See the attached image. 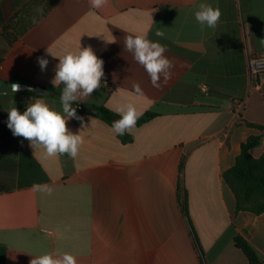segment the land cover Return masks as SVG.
Returning a JSON list of instances; mask_svg holds the SVG:
<instances>
[{
	"label": "crops",
	"instance_id": "obj_1",
	"mask_svg": "<svg viewBox=\"0 0 264 264\" xmlns=\"http://www.w3.org/2000/svg\"><path fill=\"white\" fill-rule=\"evenodd\" d=\"M200 3L221 10L214 29L196 21ZM144 33L166 46L174 65L159 89L124 49L126 35ZM79 46L104 61L108 86L72 106L84 102L118 116L117 107L133 103L145 122L124 144L111 124L84 111L86 127L67 122L84 137L78 156L46 157L13 136L8 110L23 113L39 98L62 113L60 96L0 92V245L8 248L7 264L49 253L71 254L77 264H249L237 236L264 263V214L237 213L224 179L242 144L262 135L243 118L250 96L264 94V79L252 88L249 74L250 54L264 56V0H108L100 9L89 0H0V81L63 88L51 83L59 61L46 49L59 56ZM41 56L49 61L45 71ZM33 184L49 185L52 194L33 192ZM185 193L203 254L182 209Z\"/></svg>",
	"mask_w": 264,
	"mask_h": 264
},
{
	"label": "clouds",
	"instance_id": "obj_2",
	"mask_svg": "<svg viewBox=\"0 0 264 264\" xmlns=\"http://www.w3.org/2000/svg\"><path fill=\"white\" fill-rule=\"evenodd\" d=\"M108 3V0H89L91 8L100 9ZM42 12V9H37ZM196 21L201 29H214L220 21L221 10L207 3H200L198 10L194 13ZM31 22L38 24L35 16ZM155 35L163 37V31L157 30ZM109 42V41H107ZM111 41L109 43H113ZM125 51L133 55L134 60L141 65L148 76L153 87L161 88L162 81L166 84L172 78V61L165 55L167 48L159 42H154L147 38V33L126 35L124 37ZM46 55H51L58 59L55 66V75L51 80L53 87L63 85L60 93V103L62 113L51 109L42 99H35L28 102L25 110L21 113L17 107L8 110L7 127L14 137H23L29 141V146L34 150L43 149L46 157H56L68 155L75 159L80 147L84 144V137L69 130L67 122L76 119L84 125L83 117L77 115V109L73 107L76 101H83L91 96L101 87L104 79V61L99 58L91 46L81 47L76 51L65 50L59 56H54L50 50L46 49ZM48 60L44 57H37V63L41 71H45ZM18 84L12 85V91L19 90ZM134 94L143 97L144 92L139 83L133 84ZM116 114L120 119L113 121L111 130L123 136L126 132L131 133L136 127L138 119L143 115L133 103H127L116 108ZM91 119L94 124L95 119ZM33 192L51 195L53 189L47 184H33ZM29 264H77V259L71 254L63 253L43 254L35 256Z\"/></svg>",
	"mask_w": 264,
	"mask_h": 264
},
{
	"label": "trees",
	"instance_id": "obj_3",
	"mask_svg": "<svg viewBox=\"0 0 264 264\" xmlns=\"http://www.w3.org/2000/svg\"><path fill=\"white\" fill-rule=\"evenodd\" d=\"M13 81L35 85L31 81L22 78H15ZM53 90L56 92L57 96H60L62 88ZM23 93L34 95L27 92ZM244 99V96L241 97V101ZM74 104L75 103H73V105ZM76 109L77 115L81 116L84 113L83 110ZM95 115L111 125L113 123V117L116 116L106 107H96ZM118 118L120 119V117ZM243 120L247 126L260 130L262 135L251 136L242 144L241 153L237 157L234 167L224 173V179L236 196L237 213L252 212L260 216L264 214V94L254 93L250 96V101L247 105ZM143 122H145V119L140 118L137 121V125ZM120 139L124 144H128L133 142L134 137L126 132L123 136H120ZM181 171H183V164L181 166ZM182 209L190 223L196 243L203 254V250L200 247L198 237L190 218L186 193L182 203ZM234 243L235 246L245 254L249 264H264L245 238L237 236L235 237ZM7 254L8 248L4 245H0V264H7Z\"/></svg>",
	"mask_w": 264,
	"mask_h": 264
},
{
	"label": "water",
	"instance_id": "obj_4",
	"mask_svg": "<svg viewBox=\"0 0 264 264\" xmlns=\"http://www.w3.org/2000/svg\"><path fill=\"white\" fill-rule=\"evenodd\" d=\"M13 84H18L20 86L18 91L16 92L12 91ZM0 92L1 93L27 92V93L34 94L36 96H55L56 95V92L49 90V89H45L40 86H34V85L26 84V83H18L14 81H4V80L0 81ZM76 108L86 111V112H95V107L93 105L84 103V102H77ZM118 119L119 118L117 116L113 117V121L118 120Z\"/></svg>",
	"mask_w": 264,
	"mask_h": 264
},
{
	"label": "built area",
	"instance_id": "obj_5",
	"mask_svg": "<svg viewBox=\"0 0 264 264\" xmlns=\"http://www.w3.org/2000/svg\"><path fill=\"white\" fill-rule=\"evenodd\" d=\"M249 74L251 77L252 88H257L262 84L264 79V56H257L253 53L249 58ZM108 79L101 81V84L108 86ZM245 107V99L237 103L238 119H242V112Z\"/></svg>",
	"mask_w": 264,
	"mask_h": 264
}]
</instances>
